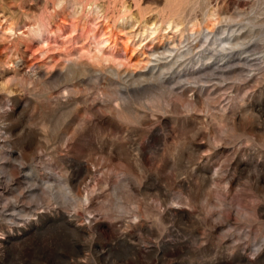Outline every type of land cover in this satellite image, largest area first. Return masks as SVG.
Wrapping results in <instances>:
<instances>
[{
	"label": "rangeland",
	"instance_id": "rangeland-1",
	"mask_svg": "<svg viewBox=\"0 0 264 264\" xmlns=\"http://www.w3.org/2000/svg\"><path fill=\"white\" fill-rule=\"evenodd\" d=\"M0 264H264V0H0Z\"/></svg>",
	"mask_w": 264,
	"mask_h": 264
},
{
	"label": "bare ground",
	"instance_id": "bare-ground-1",
	"mask_svg": "<svg viewBox=\"0 0 264 264\" xmlns=\"http://www.w3.org/2000/svg\"><path fill=\"white\" fill-rule=\"evenodd\" d=\"M39 23V22H38ZM9 29H11V27H9ZM42 29H41V25H37V27L34 29V35H35V37H41V35H42ZM106 42H108V39H106V38H102V39H100L99 41H97L96 43H95V45L94 46H90V48L88 49V51L90 52V53H94V55L95 56H99V54L102 52V49H103V45L106 43ZM102 54V53H101ZM99 58V57H98ZM102 58V57H101ZM106 59V58H105Z\"/></svg>",
	"mask_w": 264,
	"mask_h": 264
}]
</instances>
